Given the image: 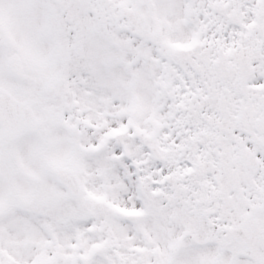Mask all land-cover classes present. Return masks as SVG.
Listing matches in <instances>:
<instances>
[{
    "label": "snow or ice",
    "instance_id": "obj_1",
    "mask_svg": "<svg viewBox=\"0 0 264 264\" xmlns=\"http://www.w3.org/2000/svg\"><path fill=\"white\" fill-rule=\"evenodd\" d=\"M0 264H264V0H0Z\"/></svg>",
    "mask_w": 264,
    "mask_h": 264
}]
</instances>
